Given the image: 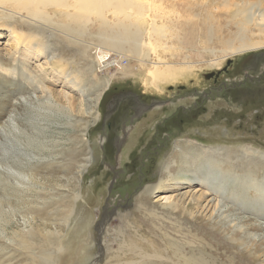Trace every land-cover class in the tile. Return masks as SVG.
Instances as JSON below:
<instances>
[{
  "label": "rangeland",
  "instance_id": "1",
  "mask_svg": "<svg viewBox=\"0 0 264 264\" xmlns=\"http://www.w3.org/2000/svg\"><path fill=\"white\" fill-rule=\"evenodd\" d=\"M150 1L161 2L167 6L166 10L175 9L174 15L179 19L175 22L180 26L174 28L170 23L173 15L167 12V16L165 13V19L169 20L166 22V33H174L168 42L182 48L166 50L161 53L162 56H166L170 62H183L184 66L192 67L187 72V79L180 80L179 76L180 81L163 84L161 91L150 85L151 76L147 74V67L152 66L150 62L155 59L150 54L142 65L132 69L131 74L124 76L116 73L107 79L110 72L118 70L119 65H125V60L99 70L101 61L95 62L91 53L92 46L100 45L94 35L78 37L70 44V49L62 51L61 42L66 37L54 23L42 21V24L29 27L17 15L15 19L0 21V88L4 87L0 93V264H43L20 243L25 241V234L30 229L37 233L31 236L34 240H43L44 230H58L62 236L66 235L67 243L70 240L73 244L79 232L81 249L76 252L72 264H91L97 252L92 244L96 235L92 221H100L108 215L114 219L113 225L117 227L119 218L112 211L106 213L105 208L109 203L125 204L131 200H125L133 195L132 192L128 193L132 189H139L142 182H155L160 162L171 151L175 141L180 140L185 146L195 144L203 149H215L219 158H224L230 147H238L231 155L232 160L243 158L240 148L243 146L264 153V43L239 53L224 52L229 40L235 44L240 38L264 41V0H199L197 4L171 5L163 0ZM211 8L214 14L207 22L203 10ZM237 9L246 10L241 13ZM103 13L110 19L122 16L110 13L108 8ZM92 14L86 16V33H97L101 27L99 19L103 16L96 11ZM60 17L61 21H68L62 16L55 20L60 21ZM204 21L206 26L203 25ZM212 22L214 24H210ZM207 26L208 33H215L207 36ZM12 27L19 34H29L30 30L39 33L37 39L44 44L42 54L27 45L17 46ZM240 30L243 33L237 34ZM84 39L90 41L91 47H87L85 57L81 58L75 49L84 44ZM109 51L118 53L119 50ZM59 55L65 60V69L54 65ZM247 58L248 61L242 66V61ZM228 60L231 64L224 71L222 67H226ZM219 62L223 64L220 70L216 66ZM18 71H23L22 81L27 85V90L21 94L23 97L17 95L18 101L12 102V94L15 93L11 91L16 88L9 84L13 78L17 79ZM210 72H221L216 83L204 77ZM248 72L251 78L246 77ZM226 78L241 84H236L230 91V88L225 89L221 96L209 95L220 81L226 82ZM249 89L252 92L249 99L242 94L233 96L236 90ZM115 92L120 94L124 104L133 102V106H136V102L132 93L136 94L148 112L138 117L126 114L129 118L122 122L121 109L113 106L116 124L113 121L109 129L104 103ZM3 94H7V99L3 98ZM168 101L173 102L172 106L165 104ZM96 112L99 119L92 123ZM84 123H88V128L83 136ZM133 123L134 128L119 138L124 126L129 127ZM102 135L105 136L103 145L100 144ZM84 138L89 141L94 160L81 177L82 196L76 199L75 211L65 225L60 218H63L64 206L72 199L71 193L79 181L70 174L76 167L71 159L74 153L76 157L84 154L75 150ZM187 140L191 143L185 142ZM121 149H127V152L119 163ZM212 169L211 174L207 172L209 175L200 176V180L195 178L191 186L162 191L160 195L154 193L151 202L159 201V196L171 195L181 199L196 216H200L203 224L180 213L171 215L172 220L163 218L162 224L168 232L177 236L180 234L172 229L176 222L200 232L206 245L201 248L204 255L196 256L206 260L203 264H253L249 258L235 253L224 233L210 230L205 222L212 218L220 219L230 227L243 229L264 244V197L253 199L257 195L250 187H245V183L251 180L232 185L231 177L241 179L244 174L236 172L226 175L224 167L216 173ZM251 179L264 186V164L256 167ZM207 181L218 184L215 190H218L219 196L207 190ZM116 191L129 192L118 197L113 195ZM200 194H207L206 199L197 201ZM200 225H204V228ZM54 241L52 239V243ZM38 247L43 249V245ZM44 248V252L50 250L46 245ZM50 256L56 258L54 252ZM259 256L264 261V251ZM62 262L64 260L61 261L64 264Z\"/></svg>",
  "mask_w": 264,
  "mask_h": 264
},
{
  "label": "bare ground",
  "instance_id": "2",
  "mask_svg": "<svg viewBox=\"0 0 264 264\" xmlns=\"http://www.w3.org/2000/svg\"><path fill=\"white\" fill-rule=\"evenodd\" d=\"M165 1L171 5L175 3L189 4L192 2L197 4L199 0H163V2ZM160 3L161 2L154 3L150 0H0V21L12 18L15 19V15H17L20 17V20L23 23L25 22L29 27H35L39 23L42 24V21L51 22L52 24L54 23L61 28L60 30H63L62 34L66 37V39L61 42L62 51L70 49V44L75 42L74 39L78 40V37L89 38L94 35L100 45H94L91 47L90 41L84 39V44L80 45L78 49H75L76 53L81 58L85 57L87 47L90 46L94 61H101L98 66L99 70L106 69L111 66L112 63L116 64L125 60V65H119L118 70L110 72L107 79L116 73L124 76L131 74L132 69H136L137 65H142V61L146 60L147 57H150L148 56L150 54L155 58L150 62L152 66L147 67V74L151 76L150 85L161 91L163 84L180 81L186 78L187 72L192 67L184 66L183 62L180 64L170 62L166 56H162V52L172 49L176 50L182 48V46H175L174 42H168V39L174 37V33H166L168 32L165 30L166 22L169 20L165 19V13L168 12L170 16L173 15L172 19H170V23L173 24L174 28L180 26L175 22V20L178 21L179 19L174 15L176 14L174 11L175 9L167 8L166 10L165 8L167 6H163ZM105 8H108V11L110 10V13L116 16L118 14L122 16L120 18H107L105 13H103ZM177 9L176 11L178 14L179 12ZM243 10L245 11L246 9H237V12L242 13L244 12ZM94 11L103 16L101 20L99 19L101 27L97 33H86L84 31V25L88 22L86 16L88 14L91 15ZM203 11L206 21H211V15L214 14L212 8L204 9ZM168 13L167 16H169ZM59 16L66 17L68 21H61V17L60 21L55 20V18H58ZM248 19L250 20V14L248 15ZM203 23L201 24L206 26V22L204 21ZM93 24L95 25L94 22ZM210 24H214V22ZM193 28L194 27H192V30ZM219 28L217 29L219 30ZM242 30L244 29L242 28ZM242 30L238 31L237 34L243 33ZM65 31L70 33H64ZM11 32L13 33V39L17 46L27 45L30 48H34L38 54L42 52L41 50L44 48V44L39 41L40 39H37L40 36L39 33H34L33 30H30L29 34H19L20 32L17 33L16 29L13 27ZM208 32L209 28L207 26L205 29V34L207 36L215 33V31L213 33ZM192 33L195 32L192 31ZM183 40L182 42H184ZM262 43H264V41L240 38L235 44L232 40H229L226 41L224 52L228 51L233 54L239 53L244 50L247 51L257 48L261 46ZM114 49L119 50L118 53L109 51ZM44 52H46V50ZM110 55H114L116 60H109ZM134 64H136L135 67H133ZM221 64L222 63L219 62L216 66L220 68ZM54 65L59 69H65V60L59 55L55 58ZM22 72L18 71V74L16 73L17 79L13 78V82L9 84L10 87L16 88L11 91L12 93H15L12 94V98H14H11L12 102L18 101L17 95H21L27 90V85L25 86L24 81H22L24 78ZM63 76L66 77V75ZM179 76L181 77L180 80L178 79ZM70 80H73V78ZM3 88H0V93ZM6 95L7 94H3V98L7 99ZM98 119L99 113L96 112L91 122L95 123ZM133 126L134 125H130L128 127L125 125L120 136L123 137L125 134H128L131 129L134 128ZM87 128L88 123H84L82 128L83 136L87 134ZM85 140H87V142ZM121 141H119V143H121ZM102 142L103 136L100 139L101 145ZM185 142L191 143L188 140ZM184 146V143L180 142V140L174 142L171 151L168 152L160 162L158 177L155 182H142L138 186L139 189H132L130 192L128 191L129 193L121 191L114 192L113 195L118 197H120L121 194H130L131 192L133 195L125 199H131L125 204L122 202H119V204L109 203V206L105 208L106 213L112 211L115 213V216L119 218V225L117 227L113 225L114 219L108 215H105L100 221H92L93 224H95L96 231L92 244L96 246L97 252L95 253V257L91 264H203L206 260L202 257L196 256L204 255V250L201 251V248L206 245L200 232L189 229V226L182 227L179 225V222H176V226L172 229L180 234L177 236L170 233V231L168 232L166 227L162 224V221H164L163 218L166 217L172 220L173 218H171V215L175 214L177 216L178 213L188 215L195 222L198 221L203 224L204 222L200 219V216H196L188 205H184L181 199L173 198L171 195L159 196V201L157 202H151V197L156 192L160 195L162 191L174 190L183 186H191L195 178H199L200 180V176H207L211 171V167L215 170V173L224 167L226 175H232L236 172H240L242 175L244 174L245 176H243V178L241 177V179L231 177L230 182L232 185L236 186L241 181L251 180L250 182L245 183V187H250L251 190L255 192L257 197H254L253 199H258L262 196L264 197V186L258 183V181H253L251 179L252 173H254L256 167L264 164V153L254 150L251 147L243 146L240 147L242 150L241 152H243V158L238 157L236 160H232L231 155L238 147H230L227 152L224 151V158H219L216 155L218 153L215 149H203L195 146V144H186V146ZM75 150L82 151L84 154L76 157V154L73 151L74 156H71L72 164L76 167L70 174L79 181L77 180L78 186L75 187L71 193L73 195L72 199H70V202L65 206L63 205L66 210L63 213V218L61 217L60 220L64 222L65 225L75 211L76 199L82 196L80 190L81 177L94 160L93 150L89 146L87 138H84V141L81 142L80 146ZM126 152L127 149L119 150V163L122 162L121 160ZM198 164L199 166H197ZM206 166L207 168L205 169ZM68 168H70V166ZM194 171L197 172L194 173ZM214 183V181H211L207 183V186L205 184L204 186H206L207 190L210 191V193H213L214 196H219L217 195L219 194L218 190H215L216 186L218 187V184L216 185V183ZM206 197L207 194H200L197 201H200V199L205 200ZM192 200L194 199L192 198ZM206 222L205 224L208 225L210 230L214 232L221 231L224 233L229 239L231 247L238 256L249 258L253 264H264V261L261 260L259 256L260 253L264 251V244L262 241L255 240L250 233L242 231L243 229L238 230L237 228L230 227L220 219L212 218ZM200 227L204 228V225H200ZM110 231L112 232L110 233ZM33 234L37 233L30 229L29 232L25 234V241L20 243L23 245V248L30 251L32 256L41 259L43 264H61V261L63 260L64 262L62 263L64 264H72V262H74L73 259L77 256L76 252L81 249V235H79V232L77 233V239H75L74 244L72 242L70 243V240L69 243H67L66 235L64 234L62 236V233L60 234L58 230H44L45 238L43 240H34L31 237ZM52 239H55L54 243H52ZM91 240L92 238H90L89 241ZM71 244L73 246H71ZM37 245H43V249L41 250ZM44 245L49 247L50 250L44 252ZM196 250L199 251L196 253ZM53 252L56 254V258L50 256ZM233 256L236 258L235 254H233Z\"/></svg>",
  "mask_w": 264,
  "mask_h": 264
},
{
  "label": "flooded vegetation",
  "instance_id": "3",
  "mask_svg": "<svg viewBox=\"0 0 264 264\" xmlns=\"http://www.w3.org/2000/svg\"><path fill=\"white\" fill-rule=\"evenodd\" d=\"M249 59L251 58L250 56L248 57ZM248 58L247 59H245V60H243L242 61V66L246 63V61H248ZM262 59H260V61H261ZM231 64V62H229V63H227V65H226V67H222V69L224 70V71H226V70H228L227 69V67L229 66ZM253 65V64H252ZM221 67L220 68H218V70H220L221 69ZM251 67V66H250ZM253 67V66H252ZM253 69V68H252ZM220 73L221 72H213L211 75H207L205 78L206 79H208V80H213V82L214 83H216L217 82V79H218V77H219V75H220ZM208 74V73H207ZM206 75V74H205ZM246 77L248 78V77H252L250 74H249V72L248 73H246ZM225 80H227L226 82H224V83H222L221 81H220V84L218 85V86H216L215 88H213V91L211 90V92H210V94L209 95H212L213 97L215 96V95H218V96H221L222 94H223V91L226 89H228V88H230L229 89V91L230 90H232V88L233 87H235V85L237 84V85H240V84H238V83H236V82H234V81H230V80H228V78H226ZM250 90L251 89H249V90H236L234 93H233V96L234 97H237V96H239V95H244L243 97H248V99L251 97V95H252V92H250ZM253 91V90H252ZM133 94V101H135L136 102V106H133V105H131L133 102H131V104H129L130 102H128V103H126V104H124L123 102H122V98L121 97H119L120 96V94L119 93H117V92H115L114 94H112L111 96H110V99L107 101V102H105L104 103V109L106 110L107 109V127L110 129L111 128V123L113 122V121H115V124H116V120H115V117H114V113H113V110H114V108H113V106H116V108H120L121 109V111H122V115L123 116H119L120 118H121V121L122 122H125V121H127L128 120V118H129V116L128 115H126V114H130V115H133V116H135V117H138V116H143V114H144V112H148L147 110H146V108L143 106L144 104H143V101H141V98L139 97V96H137L136 94H134V93H132ZM232 96V97H233ZM225 98H229V97H225ZM220 100L222 101V103H223V100H222V98H220ZM228 101H229V99H227ZM121 102H122V104H121ZM171 103H173L172 101H170ZM169 103V101L168 102H166L165 104H168ZM171 103H169L171 106H172V104ZM221 103V104H222ZM162 105V104H161ZM246 105H248V103L246 104ZM160 106V105H159ZM197 107H199V105L197 104ZM126 116V117H125ZM122 117H124L125 119L123 120L122 119ZM132 125H134V123L132 124ZM103 136V141L105 140V136L104 135H102ZM118 137L119 138H121L120 137V134L118 135ZM102 145H103V142H102Z\"/></svg>",
  "mask_w": 264,
  "mask_h": 264
},
{
  "label": "built area",
  "instance_id": "4",
  "mask_svg": "<svg viewBox=\"0 0 264 264\" xmlns=\"http://www.w3.org/2000/svg\"><path fill=\"white\" fill-rule=\"evenodd\" d=\"M109 60H111V61H112V60H116V58L114 57V55H110V56H109ZM113 64H115V63H112V65H113ZM112 65H111V66H112Z\"/></svg>",
  "mask_w": 264,
  "mask_h": 264
},
{
  "label": "water",
  "instance_id": "5",
  "mask_svg": "<svg viewBox=\"0 0 264 264\" xmlns=\"http://www.w3.org/2000/svg\"><path fill=\"white\" fill-rule=\"evenodd\" d=\"M229 62H230V60L227 61V63H229ZM212 73H213V72H210V73L206 74L205 77H206L207 75H211Z\"/></svg>",
  "mask_w": 264,
  "mask_h": 264
}]
</instances>
